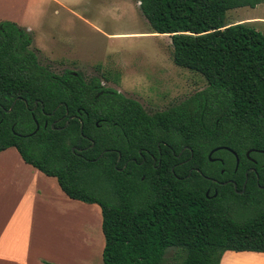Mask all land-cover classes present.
I'll list each match as a JSON object with an SVG mask.
<instances>
[{
	"label": "trees",
	"instance_id": "16d2710c",
	"mask_svg": "<svg viewBox=\"0 0 264 264\" xmlns=\"http://www.w3.org/2000/svg\"><path fill=\"white\" fill-rule=\"evenodd\" d=\"M139 1L151 32L170 36L173 63L206 87L148 113L98 77L54 73L24 28L1 21L0 152L14 147L67 197L99 206L102 264H166L171 247L180 264L264 252V33L225 21L228 9L264 0ZM66 110L79 119L66 123ZM249 167L258 179L245 178ZM210 178H232L236 190L246 179L244 191ZM208 187L218 194L207 197Z\"/></svg>",
	"mask_w": 264,
	"mask_h": 264
},
{
	"label": "rangeland",
	"instance_id": "374dc122",
	"mask_svg": "<svg viewBox=\"0 0 264 264\" xmlns=\"http://www.w3.org/2000/svg\"><path fill=\"white\" fill-rule=\"evenodd\" d=\"M1 21L24 28L31 35L39 63L54 73L69 70L79 71L86 79L98 77L104 86L138 101L148 113L178 104L207 85L201 74L173 63L170 36L151 32L139 0H0ZM225 21L247 22L264 33V3L228 9ZM15 157L19 154L12 147L0 152V175L7 178ZM48 183L39 185V196L42 201L57 202L51 200L53 190ZM67 203L74 205L75 238L78 232L83 237L75 242L73 259L91 256V264H102L103 248L96 253L97 241L103 240L99 206L79 200ZM90 232L99 236L95 243ZM82 249L85 256L80 257ZM231 254L223 252L219 264L260 263L254 259L235 262ZM183 256L179 248H168L165 263L180 264Z\"/></svg>",
	"mask_w": 264,
	"mask_h": 264
},
{
	"label": "crops",
	"instance_id": "0c3cea01",
	"mask_svg": "<svg viewBox=\"0 0 264 264\" xmlns=\"http://www.w3.org/2000/svg\"><path fill=\"white\" fill-rule=\"evenodd\" d=\"M15 159L14 167L6 174L9 181H5L4 174L0 175V264H91L88 245L89 259H73L75 242L83 238L79 237L82 233L78 232L76 238L73 233L74 205L67 201L74 199L63 193L54 177L26 163L20 155ZM44 182L51 185V200L57 202L42 201L38 188ZM92 233L88 235L95 243L99 236ZM96 245L97 253L103 248L104 240L99 239ZM230 252L235 262L254 259L264 264V252ZM78 256H85L83 249Z\"/></svg>",
	"mask_w": 264,
	"mask_h": 264
},
{
	"label": "flooded vegetation",
	"instance_id": "af4514ba",
	"mask_svg": "<svg viewBox=\"0 0 264 264\" xmlns=\"http://www.w3.org/2000/svg\"><path fill=\"white\" fill-rule=\"evenodd\" d=\"M69 71V70H68ZM71 73H74V74H80L81 76H82V79L83 80H85V81H88L89 79H86L84 76H83V74L82 73H80L79 71H70ZM91 78H93V77H91ZM90 78V79H91ZM100 86L102 87V88H104V89H106V88H111V87H109V86H104L103 84H102V82H101V80H100ZM77 112H78V114H72V115H68V111L66 110L65 111V114L64 115H68V118L66 119V123L68 122V119L69 118H76V119H79V110H77ZM59 119H57V120H54L53 122H56V121H58ZM95 125L98 127L99 126V123L98 122H95ZM84 136V138H86L87 140H89L90 141V145H89V147L93 144V142L91 141V139L89 138V137H87V136H85V135H83ZM165 144V143H164ZM158 147V149L160 148V146L158 145L157 146ZM87 148V146L86 147H83V148H78V150L79 151H81V150H85ZM184 149V148H183ZM182 149V150H183ZM149 155H150V158L152 159V164L154 165V162H155V159H154V156H153V154H151V153H149ZM179 155V154H178ZM177 155V156H178ZM211 157V156H210ZM213 160L214 159H216V160H220V158H218V157H216V158H212ZM251 159V161H253V162H255V160H253L252 158H250ZM213 160H211V161H213ZM237 166V165H236ZM172 170H173V168H172ZM248 171H251V172H253L254 174H255V176H256V178L258 179V175H257V172H256V170H255V168L254 167H249L248 169H247V171H245V178H247V176H248ZM221 173H223V170H221L220 171ZM214 183H216V184H226V183H231V184H233L234 185V189H235V187H236V183L234 182V180L232 179V178H228V179H226V180H218V179H216V178H210ZM245 182H246V179L243 181V183H242V188L240 189V190H236L238 193H242L243 191H244V187H245ZM243 184H244V187H243ZM218 194V190H217V188L216 187H213V188H210V187H208L207 189H206V191H205V195L207 196V197H210V196H212V197H214V196H216Z\"/></svg>",
	"mask_w": 264,
	"mask_h": 264
},
{
	"label": "water",
	"instance_id": "95a60500",
	"mask_svg": "<svg viewBox=\"0 0 264 264\" xmlns=\"http://www.w3.org/2000/svg\"><path fill=\"white\" fill-rule=\"evenodd\" d=\"M139 4H140V1H139ZM35 103H36V102H35ZM11 108H12V107H10V108L8 109V111H10ZM35 123H36V129H38L39 125H38V123H37L36 121H35ZM220 148H221V147H215V148H213V149L210 150V152H209V154H208V157H209L210 160H213V159L210 157L211 154H212L213 152L219 150ZM224 148L227 149V150H229V151H231V152L234 154L235 159H236V165H237V164H238V161H239V158H238L237 154H236L235 152H233L230 148H227V147H224ZM249 152H250V151H247V152H246V155H247V156L249 155ZM243 187H244V184H243Z\"/></svg>",
	"mask_w": 264,
	"mask_h": 264
},
{
	"label": "bare ground",
	"instance_id": "6f19581e",
	"mask_svg": "<svg viewBox=\"0 0 264 264\" xmlns=\"http://www.w3.org/2000/svg\"><path fill=\"white\" fill-rule=\"evenodd\" d=\"M90 253V252H89ZM259 264H263L262 262H260Z\"/></svg>",
	"mask_w": 264,
	"mask_h": 264
}]
</instances>
